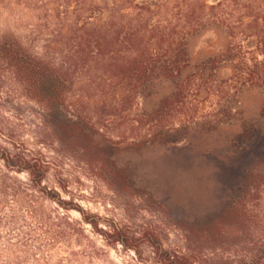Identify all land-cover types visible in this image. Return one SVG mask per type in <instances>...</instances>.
Listing matches in <instances>:
<instances>
[{
  "label": "rangeland",
  "instance_id": "obj_1",
  "mask_svg": "<svg viewBox=\"0 0 264 264\" xmlns=\"http://www.w3.org/2000/svg\"><path fill=\"white\" fill-rule=\"evenodd\" d=\"M64 2L6 0L0 42L15 40L42 57L57 31L52 16L64 12ZM226 46L215 28L189 38L188 74ZM53 48L57 65L72 53L66 45ZM99 84L88 92L93 102L80 108L91 117L77 118L73 131L64 118H41L0 64V264H164L166 253L197 249L211 260L207 264L242 256L250 264L244 239L223 231L236 224L226 212L239 204L246 176L264 172V88L240 95L206 88L170 106L164 101L174 87L161 83L147 100L126 106ZM103 100L114 107L110 118L95 114ZM155 111V118L143 117ZM87 128L92 143L84 138ZM152 130L156 139L147 137ZM73 132L75 145L60 141ZM33 163L37 169L48 164L39 190L17 173ZM5 184L9 191L2 196ZM248 210L257 214L251 204ZM258 213L264 217V194ZM229 247L238 253L231 255Z\"/></svg>",
  "mask_w": 264,
  "mask_h": 264
},
{
  "label": "trees",
  "instance_id": "obj_2",
  "mask_svg": "<svg viewBox=\"0 0 264 264\" xmlns=\"http://www.w3.org/2000/svg\"><path fill=\"white\" fill-rule=\"evenodd\" d=\"M5 2L0 0V5ZM263 2L65 0L60 6L64 12L52 16L58 23L57 31L42 57L24 51L18 42L5 38L0 42V64L12 75L19 94L40 110L41 118H64L63 124L73 131L79 128L75 120L85 117L81 105L95 99L88 92L98 82L99 88L104 86L103 89L112 92L110 96L118 105L120 101L126 106L138 102L139 97L141 101L147 100L161 83H170L174 87V94L164 101L170 106L184 104L191 94L199 96L198 92L206 88L226 89L240 95L264 88ZM211 28L225 35L227 46L216 59L188 74L187 41ZM8 42L14 45L9 46ZM63 45L72 53L64 62L61 60V64H54L53 46L62 48ZM95 72L99 73L93 81L91 75ZM83 77L87 78L82 80ZM103 103V110L95 114L100 118L112 117L114 107L108 100ZM159 113L155 111L154 117H143L155 118ZM85 115V118L91 117L88 112ZM128 117L133 118L130 114ZM92 131L87 128L83 134L90 143L94 137ZM155 134L152 130L147 137L156 139ZM96 138L100 139V136L96 135ZM78 140L76 133L68 140L60 139L74 145ZM47 166L44 163L37 169L36 163L27 164L17 173H26L32 186L39 190ZM113 177L108 181L112 182ZM8 191L6 184L1 186L2 196ZM239 194V204L227 208L226 212L227 216H234L236 224L225 228L223 235L228 237L233 232L237 238L244 239L243 252L249 255L250 264H264V217L258 213L264 194V172H250ZM250 204L257 214L249 212ZM249 239L254 244H249ZM225 247L224 251L228 249ZM229 249L231 255L238 253L235 247ZM162 257L164 264H200L199 261L207 264L211 261L204 259L199 249L187 254L170 252ZM245 259L242 256L241 260L231 264H247Z\"/></svg>",
  "mask_w": 264,
  "mask_h": 264
}]
</instances>
